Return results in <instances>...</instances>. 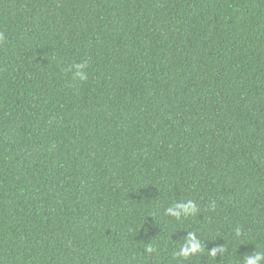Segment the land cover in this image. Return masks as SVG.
<instances>
[{"label":"trees","instance_id":"trees-1","mask_svg":"<svg viewBox=\"0 0 264 264\" xmlns=\"http://www.w3.org/2000/svg\"><path fill=\"white\" fill-rule=\"evenodd\" d=\"M0 32V264L264 251V0H0Z\"/></svg>","mask_w":264,"mask_h":264},{"label":"clouds","instance_id":"clouds-1","mask_svg":"<svg viewBox=\"0 0 264 264\" xmlns=\"http://www.w3.org/2000/svg\"><path fill=\"white\" fill-rule=\"evenodd\" d=\"M6 36L3 32H0V42L4 41ZM88 65L84 62L72 61L66 67V71L71 74L73 80L80 82H86L89 78ZM209 208L214 210L216 203L213 201ZM200 212V209L196 202L192 199H181L174 201L170 206L166 207L164 215L174 218L177 221L189 216H196ZM234 232L237 236L242 234V229L236 227ZM146 252L151 255L157 252V248L154 245H147L145 247ZM207 250V255L210 258L223 257L227 251L226 245H218L212 249H208L206 241L201 240L195 231H187L186 236L183 237V242L174 252V256L180 261H190L194 257H198L201 253ZM240 264H264V251H254L251 254H245L241 258Z\"/></svg>","mask_w":264,"mask_h":264}]
</instances>
